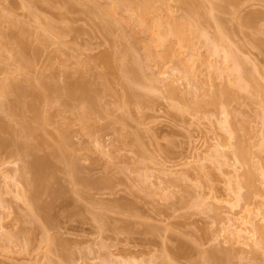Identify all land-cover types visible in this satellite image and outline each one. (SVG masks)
I'll use <instances>...</instances> for the list:
<instances>
[{
  "label": "rangeland",
  "instance_id": "374dc122",
  "mask_svg": "<svg viewBox=\"0 0 264 264\" xmlns=\"http://www.w3.org/2000/svg\"><path fill=\"white\" fill-rule=\"evenodd\" d=\"M107 1L109 0H95L94 6L84 5L87 2L74 6L71 0H0L1 18L5 16L2 22L6 19L9 21L4 23L0 21V27L2 26L3 30H0V35L5 32L2 36L7 35L6 39H8L6 40L4 36L0 37V43H6H3L5 47L1 44L5 52L2 50L4 55L0 57H3L1 61L6 65L4 64L3 68V64L0 63L4 73L0 72V80L3 79L5 72H11L12 76L19 75L17 69H24L23 64L28 62L25 63L23 60L30 59L34 66L30 68L32 69L30 72L28 71L30 76H28L30 79L26 77L30 80L28 82L33 84L35 81L42 86V90L48 86L50 89L49 84H52L55 89V92H52L54 97L50 96L48 101L52 99L54 102L58 95L59 99L61 95L65 100L62 108L59 104L57 105V101L53 105V102L40 101L49 105H45V110L44 108L41 110H48L47 113L49 112L50 116L54 113L53 117L50 118L49 113L47 115L42 111L43 117L46 118L42 121L45 130L41 123L43 131L39 135L43 138L38 136L39 132L28 136L29 132L24 134V127L20 124L25 112L21 109L23 112L18 111L21 115L16 114L17 111L13 112L11 104L9 105L11 101L15 102L11 95L15 91L8 92L9 96L0 89V105L4 107L5 115L0 117L3 120L7 119L5 122L8 126L10 124L11 128V133L5 134L7 138L4 144H6L4 145L3 142L0 144V264H215L216 262L212 263L214 260L211 255H215V261L219 260L217 264H264V245L255 246L259 240V234H254L257 229L253 231L256 223L264 224V216H258L253 226L242 224L247 219L249 210L256 211L258 206H264V151H260L261 148H259L261 141L264 140V138L261 140L264 137V115H262L261 107L263 99L260 101V96L257 97L260 101H257L260 103L258 104L255 99L251 97L249 99L244 91L237 90V101L232 102L229 107L233 115L231 116L229 112L231 117H228L225 123L229 127L228 131L231 128L234 132V128H237L234 133L238 136H241L239 132L243 134V139H246L247 145H250L249 151L253 162L250 167L253 168L256 188H258V191L253 189L258 193H253L254 196H252L246 186H242V189L235 186L238 180L243 185L244 181L241 179L247 168L236 160L232 152L231 144L237 141L230 139L227 128L224 129L226 126L222 128L221 124L224 123L220 124V120L229 115H224L219 107L197 112L195 111L197 109L192 106L197 97L195 94L200 93L202 87L206 89L208 70L203 67L204 65L197 64L198 73L187 79L181 78L184 76L181 72L183 69L176 59L168 60L162 67H157L148 61L146 63L149 65L144 64L141 61L145 66L143 71L145 70L146 81L153 85V82H158L155 78L162 80L154 84L152 92L146 86L148 82L144 84L147 90L143 85L141 88L136 85L138 83L135 84L137 87L131 88L133 92L127 89L129 75L126 71L117 70L109 73L103 55L107 53L109 55L116 50L121 51L120 48H125V44L128 43L126 48L131 49L133 54L135 51L136 58L139 57L141 60L140 57L143 58L141 48L145 42L142 44L143 41H139L141 45L135 48L134 45L139 42L134 44V40L145 41L146 36L139 32L137 36L139 39L135 36L132 42L133 30L137 29V26L129 23L130 27L124 22L127 29L124 27L123 21L126 14L120 15L124 17L119 24L122 28L112 25L108 31L105 28L104 30L99 19L93 18L92 12L95 10V4L98 5L96 9L101 11V7L107 4ZM90 2L88 0V3ZM205 2L207 6H210V1ZM173 3L175 4V2L171 4ZM220 5L221 8H219ZM220 5L218 2L215 5L218 8L215 15L219 17L221 26L229 30L231 42L228 44V47L230 45L228 50L246 58L251 67L248 68V64L244 67L249 71L252 67V71L257 70L254 71L257 74L252 75L259 80L258 85L264 86V0H234L233 5L224 3ZM175 7L178 8V6ZM177 8H174L176 14L181 16L183 13L186 14V10L183 12L181 7ZM35 16L39 17V20ZM7 22L11 25L9 26ZM203 22L202 25H204ZM51 23L54 30L50 28ZM47 26L49 29L46 28ZM128 27L132 29L129 30L130 33L132 31L131 35L127 32ZM203 27L210 31L207 33L210 35L216 24L206 22ZM119 29H123L121 32L126 41L122 39L121 42ZM35 32H39L38 35L41 37L34 35ZM48 32H53L54 36L58 35L60 38L53 37ZM136 32L134 35H137ZM42 35L45 38L48 36L49 41L46 42ZM50 35H52L51 38ZM19 41L26 44L30 42L27 47L32 48H27L28 56H24L23 60L19 58V55L17 58L14 56L16 51L13 49ZM226 48L225 51H228ZM201 50L203 52V49H199L200 52ZM232 52L229 53L232 54ZM233 55L230 59L233 57L234 62L232 60L231 62L234 64L238 62L240 65V60L236 61ZM20 59L24 63H20ZM231 62L229 63L232 65ZM20 64L22 66L18 67ZM220 66L216 67L220 69ZM5 68L7 71L4 70ZM22 72L24 74V70ZM102 74L109 76L110 80ZM24 75H27L26 71ZM100 75L105 78L104 81ZM20 76L16 78L22 79V83L24 79L26 84V78L23 76L19 78ZM38 76L45 78L46 82L50 81V83L47 82L48 86H45L47 83L41 84L43 79L39 78L38 81V78L36 79ZM151 77H154V80ZM14 78H12L13 81ZM81 78L85 79L84 81L88 80L86 82L89 87H94L93 89L90 87L92 93L95 90V92L102 91L103 88L109 90V87H104L106 80L110 81L105 84L108 86L111 84L112 91H108L106 95L107 91L103 90L101 93L105 94L104 96L97 93L101 100L95 102L96 105L91 99L77 100L71 95L67 98V93L70 94L65 87L67 80L69 84ZM145 80L139 83L143 84ZM18 82L16 85H23L21 81ZM29 83H27L28 87H31ZM214 83L211 88L210 85L207 88L211 90L217 86L221 90V87L223 89L227 86L223 71ZM34 85L35 88L36 85ZM95 85L101 88L98 89ZM172 86L177 89L175 93L168 91ZM259 86H256L259 88L257 90H264V87L262 89ZM30 87L24 89L33 90ZM211 91L205 92L209 94ZM261 94L263 95L264 91ZM69 97L73 100H69ZM67 100H69L68 103ZM6 101L9 108L5 104ZM61 101L63 100L59 102ZM14 105L16 108V103L12 106ZM80 107L88 111L87 116L90 113L89 117H92V123L88 119L90 126V123L86 125V122L84 125L85 119L82 121L84 128L89 127H87L88 131L86 128L84 130L79 120L82 118L80 114V118L77 114ZM81 110L80 113L84 111ZM28 111L24 114L26 118L23 119L24 123L29 120L27 125L29 127L25 125L27 130L31 125L30 120L35 118L34 116L31 118L34 113L32 114L30 110V114ZM19 116L22 117L21 121ZM35 122H32V125L38 126L34 124ZM36 123L40 124L39 121ZM10 128L7 129L10 130ZM19 128L21 131L16 138L15 132H18ZM17 129L18 131H15ZM21 134L28 136H23L24 142L27 138L37 147L33 151H36L35 157L39 154V156H53L52 159L55 160L53 165H57L50 176L55 175L56 183H51L53 184L51 187L56 191L55 193L59 192V196L54 203H52L53 193L51 196L45 195L46 193L42 195L43 197L41 196L42 205L50 204V209L46 212L37 211L39 215H43V220L41 216H37L36 211L33 212L40 219L32 218V211L25 200L26 196L33 191L34 185L31 184L32 186L29 187L30 185L25 183L27 178L28 182L31 181L28 165L31 163L32 155H27L28 152L24 149V152L15 149L19 146L14 148L15 141ZM11 138L15 143L11 141ZM22 139L20 140L23 142ZM20 140L18 139V143L21 142ZM262 145L264 146V142ZM233 147L235 148V145ZM74 158L76 165L75 162L71 164ZM25 163L28 165L26 166ZM66 163L69 164L70 171L72 169V172H69L71 175L66 173L68 172ZM22 167L25 179L21 178ZM84 180H90V182L93 180V183L91 182L93 185L87 186V181ZM235 187L237 192L241 191L242 199L238 198V194V197L236 196ZM29 189H31L30 193H28ZM21 191L27 192L25 198ZM248 193L251 196H247ZM45 214L49 219L51 218L50 222L46 221L48 219H45ZM233 223L243 229L241 237L228 231V226Z\"/></svg>",
  "mask_w": 264,
  "mask_h": 264
},
{
  "label": "bare ground",
  "instance_id": "6f19581e",
  "mask_svg": "<svg viewBox=\"0 0 264 264\" xmlns=\"http://www.w3.org/2000/svg\"><path fill=\"white\" fill-rule=\"evenodd\" d=\"M94 1L95 0H91V2H90V0H89V2L91 3H88V0H71V3L75 6V5H78L79 3L80 4H84V3H86V4H84V5H90V6H94ZM110 1V0H109ZM107 1V4H105L103 7H101L102 8V10L101 11H99L98 9H96V7L98 6V5H96L95 4V10H93V18H96V19H99V21H100V25H101V27H103V29L105 28L107 31L110 29L109 27L110 26H117V27H119V28H122V25H120L119 26V24H120V22H122V19L124 18L123 17V15L124 14H126V16H128L127 18H126V16H125V21H123V23L124 22H126V25H128V26H130L131 27V25H129V23L130 24H134L135 26H137V29H135V30H133V34H132V37H133V39H131L132 40V42H133V40H134V38H135V36L137 37L140 33H143L145 36H146V40L144 41V40H138V41H135L134 40V44H135V42H139V41H143L142 42V44L144 43V45H142L143 47L141 48V49H143V58L142 57H140V59L141 60H139V57H137L136 58V55H135V49H133V51H134V54H133V52H132V50L131 49H129V48H126V45L128 44H125V48L123 47V48H120V50L121 51H118V50H116V51H114L113 53H111V54H109L108 55V53H107V55L106 54H104L103 56H104V59H103V56H102V59L103 60H105L104 62L106 63V65H107V70L109 71V73H112V72H116L117 70H121V71H126L127 73H128V75H129V80H127V81H129V82H127V85H126V88L127 89H129V90H131V92H133V90L132 89H134L135 87H137V86H135V84L136 83H138V84H136V85H138V86H140V88H141V85H143V87L145 88L146 86H147V88H148V90H150V92H152L151 90L154 88V84L155 83H158L160 80H159V78H155V80L156 79H158V82L156 81V82H153V85H151L148 81H146L147 80V77H146V80L144 79V72H145V70L143 71V68L145 69V66H143L145 63H146V61H148V62H151V63H153L155 66H157V67H162V66H164L166 63H167V61L168 60H170V59H176V61L178 62V64H180V67L183 69L181 72H183L182 73V75H184V76H182L181 78H187L188 79V77H191V76H195L197 73H198V71H199V67L197 66V64L199 65V66H203V67H205V69L206 70H208L207 72H206V79H207V81H205V83H207V85H205L206 86V89L204 88V87H202V89H204V90H200L201 92L200 93H196L195 94V97H196V100H194L193 101V105L192 106H194V109L196 108L197 110H195V111H197L198 112V110L199 111H202L203 109H210V108H215V107H219L220 108V110L222 111V113L225 115H229V112H230V115L233 113V112H231V110H230V105H231V103L232 102H235V101H237L236 100V91L237 90H241V91H244V93L245 94H247L246 96L247 97H249V99H255V101H256V103H258V102H260L262 99V104L264 105V98H262L263 96H264V94L262 95L261 93H262V91H264V90H262V91H260V90H257V89H259L258 87H256V86H261V84H259L258 85V81L259 80H256L254 77V75L255 74H257V73H255L257 70H254V71H252V68L250 69V71H249V69H246L245 67H246V64H248L249 66H248V68L249 67H251V65H250V63H248L247 61H246V58L244 59V58H242L243 56H241V54H239L238 53V55H237V53L236 52H232V50L231 51H229L230 50V45H229V47H228V44L231 42V40H230V34H229V30H227L226 28H224V26L222 25L221 26V21H220V19H219V17L217 16V15H215V13H216V9H218V8H216L217 6H215L216 4H217V2H218V4L220 5V4H222V3H224V4H227V5H233V3H234V0H222L223 2H221V0L219 1V0H207L208 2H209V4H210V6H207L208 4L205 2L206 0H204V2L202 1L201 2V0H112V1ZM215 1H216V3H215ZM24 2V1H23ZM93 2V3H92ZM109 2V3H108ZM172 2H175V6H178V8L179 7H181L180 9L183 11V12H185V10H186V14H184L183 12V15L181 16L180 14H176V12L174 11L175 9L174 8H177V7H173V4H171ZM220 2V3H219ZM204 3V4H203ZM215 3V4H214ZM93 4V5H92ZM102 4V3H101ZM177 4V5H176ZM27 6V5H26ZM98 8V7H97ZM101 8H99V9H101ZM177 8V9H178ZM219 8H221V5H220V7ZM90 9V8H89ZM184 9V10H183ZM94 11H96V12H94ZM126 12H128V13H126ZM32 13V12H31ZM175 13V14H174ZM121 14H123L122 16H120ZM128 14V15H127ZM1 15L2 14H0V21L2 22V20L3 19H5L4 17H2L1 18ZM177 15V16H176ZM180 15V16H179ZM95 16V17H94ZM36 17V16H35ZM121 17V18H120ZM34 19V18H33ZM36 19H38L39 20V17L37 18L36 17ZM41 19V18H40ZM6 21H8L7 19H6ZM6 21H4V22H6ZM42 21V20H41ZM206 21V22H208L209 24L210 23H212V22H214V24H216V27H214V29H213V33L212 34H210V35H208L207 33H208V31H207V29H204V27L203 26H205V23L204 22ZM0 22V23H1ZM4 22H2V23H4ZM9 22V21H8ZM7 22V23H8ZM128 22V23H127ZM202 22H203V24L204 25H202ZM41 23V22H40ZM50 23V22H49ZM118 23V24H117ZM123 23H121V24H123ZM9 24V23H8ZM48 24V23H47ZM46 24V25H47ZM2 25V24H1ZM11 24H9V26H10ZM45 25V26H46ZM124 25V27L126 28V26H125V23L123 24ZM48 26H49V24H48ZM46 27V28H48L49 29V27ZM2 27V26H1ZM0 27V28H1ZM12 27V26H11ZM130 27H128L129 29H128V31L127 32H129L130 33V31L129 30H132V29H130ZM8 28V27H7ZM50 28L51 29H53L54 30V27H52V23H51V26H50ZM9 29H11L10 27H9ZM38 29V28H37ZM51 29H50V31H51ZM104 29V30H105ZM124 29V28H123ZM123 29H119V31H118V34H120L119 35V38H121L120 40H121V42L123 41L122 39H125V41H126V38H125V36H124V38H123V32H121V30H123ZM127 29V28H126ZM226 29V30H225ZM0 30H2V28L0 29ZM138 30V32H136ZM207 32H206V31ZM3 31V30H2ZM39 31V30H38ZM49 31V30H48ZM125 31V32H126ZM1 32V31H0ZM40 32V31H39ZM39 32H35V34L34 35H38V33ZM43 32H44V30H43ZM47 32V31H46ZM135 32H136V34L137 35H134L135 34ZM140 32V33H139ZM210 32V31H209ZM5 33V32H4ZM4 33H1V35H0V37L2 36V34H4ZM32 33H33V31H32ZM42 33V32H41ZM40 33V34H41ZM49 33V32H48ZM131 33H132V31H131ZM131 33H130V35H131ZM139 33V34H138ZM49 34H52L53 35V32H50ZM123 34V35H122ZM32 35V34H31ZM34 35H32V36H34ZM46 35V34H45ZM52 35H50L49 37L51 38V36ZM4 36V38L6 39V36L5 35H3ZM3 36L1 37V38H3ZM14 36V35H13ZM36 36H35V39H36ZM38 36H40V35H38ZM55 36H57L56 38H60V36H58V35H55ZM54 35H53V37H55ZM127 36H129V35H127ZM41 37V36H40ZM42 37L43 38H45V36L44 35H42ZM48 36H46V42H47V40H48V38H47ZM1 38H0V42H1ZM12 38V37H11ZM14 38V37H13ZM34 38V37H33ZM39 38V37H38ZM37 38V39H38ZM55 38V39H56ZM138 39H139V37H137ZM15 39V38H14ZM42 39V38H41ZM41 39H39V40H41ZM6 40H8V39H6ZM29 40V39H28ZM43 40V39H42ZM41 40V41H42ZM51 40V39H50ZM40 41V42H41ZM49 41V40H48ZM56 41V40H55ZM28 42V41H27ZM45 42V40L43 41V43ZM4 44H6L5 42H3ZM3 43H0V55H4L3 54V52H5V49H2V48H4L5 46L3 45ZM30 43V42H29ZM29 43H27V44H29ZM130 43V42H129ZM4 46V47H2V45ZM27 44L26 43H24L23 41H19L18 43H17V45H16V48L13 46V45H15V43L12 45V47H14L15 49H13V50H15L16 52H14V56H15V58H17L18 57V55H19V58H22V60H23V58H24V56H28V53H27V51H28V47H27ZM132 44V43H131ZM141 45V42H139V43H137V44H135L134 46H135V48H138V45ZM198 44V45H197ZM30 45V44H29ZM129 45V44H128ZM200 46V47H199ZM129 47V46H128ZM226 47H228V48H226ZM225 48H226V50H228L229 52H232V54L231 53H229L228 51H225ZM11 49V48H10ZM29 49H32L31 47H29ZM198 49V50H197ZM199 49H203V52H202V50H201V52L199 51ZM2 50H4L3 52H2ZM137 50V49H136ZM38 51V50H37ZM142 51V50H141ZM199 51V52H198ZM36 53V52H35ZM138 53H139V50H138ZM137 52H136V54H138ZM27 54V55H26ZM37 54V53H36ZM233 55V56H235L236 58V61L237 60H240V65L238 64V62H235V64L234 63H232V62H234L233 61V57L230 59V57H231V55ZM237 56H236V55ZM17 55V56H16ZM32 55V54H31ZM0 57V63L1 64H3L2 65V67L4 66L5 67V63L3 62V61H1V60H3V59H1V58H3V57ZM31 58V57H30ZM26 59V58H25ZM230 59V60H229ZM241 59H242V64H241ZM21 59H20V63H22L23 61L26 63L27 61V63L24 65L23 64V66H22V64H20L18 67H24V69L23 68H18L17 70V72H19V75H15V76H12L11 75V72H5V75H4V77H3V79H1L0 80V82L2 81V83H0V89H1V91L2 92H4V93H7V94H9L8 92H10V91H15L14 93H16V94H11L12 96H13V98H14V100H15V102L13 101H11V103H9V105L11 104V110H13V112H14V110H15V113H16V111H17V113L16 114H18L19 112L18 111H20V112H25V113H27V111H28V109H29V111H28V113H30L31 111H32V116H31V118L34 116L35 118L33 119H31L30 120V123H31V125L33 124L32 122H38L39 121V123L40 124H37L36 122L34 123V124H36V125H38L39 127H41L40 125H41V123L43 124L44 122H42V121H44V120H46V118L45 117H43V113H45L46 112V114L48 115V113H47V111L48 110H46V111H44L45 110V105H47V104H45V103H41L42 101L43 102H46V101H48L51 97H54L53 96V93L55 92V89H54V87H52V84H49V85H51L50 86V89H49V86H48V83H50V81H45V78L43 79V78H41V77H36V79L38 78V81H39V78H41V80L43 79L45 82H43V80L41 81V82H39V83H41V84H45V83H47L45 86H48V87H46V89H44V90H46V91H49V90H51V91H49V92H46V91H44V90H42V86H40L38 83H35V81H33L34 83H35V85L36 84H38V85H36V87L35 88H38V89H36L35 90V88L33 87V85H34V83L33 84H30L28 81H30V80H28L27 78H29L30 76H29V72H30V70H32V69H30V68H33V66L34 65H32L33 63H31L30 62V59L28 60H23L22 61ZM216 60H217V62H216ZM231 60H232V62H231ZM144 62V64L142 63V62ZM231 62L232 63V65L229 63V62ZM246 63H245V62ZM3 62V63H2ZM23 62V63H24ZM30 62V63H29ZM220 63H222L221 64V66H222V68H221V66H220ZM229 63V64H228ZM243 63H245V65H243ZM5 64V65H4ZM31 64V65H30ZM122 64V65H121ZM143 64V65H142ZM146 64H148V63H146ZM217 64H219V65H217ZM27 65V66H26ZM149 65V64H148ZM232 67H231V66ZM242 65V66H241ZM32 66V67H31ZM216 66H220V69H218ZM234 66V67H233ZM236 66V67H235ZM245 66V67H244ZM253 66V65H252ZM1 67V66H0ZM3 67V68H4ZM83 67V66H82ZM147 67V66H146ZM240 67V68H239ZM243 67V68H242ZM3 68L0 70V72H2L3 73ZM6 68H7V66H6ZM6 68L4 69L5 71H7L6 70ZM83 68H85V66L83 67ZM246 69V71H245V69ZM9 69V68H8ZM21 69H23L24 70V74H25V71H26V76L23 74V70L20 72V70ZM27 69V70H26ZM75 70V69H74ZM86 70V69H85ZM205 70V71H206ZM235 70H236V72H235ZM244 70V71H243ZM29 71V72H28ZM77 71H78V69H77ZM77 71H76V73H77ZM108 71H104V72H108ZM221 71H223L224 72V77H225V80H226V82H227V86L225 87V88H223L222 89V87H221V90H220V87H217V86H215L216 88H217V90H215L216 88L215 87H213L211 90L209 89V88H207V87H209V85H210V88H211V86H213L212 84H215L214 82L218 79V78H220V73H221ZM248 71V72H247ZM251 71L253 72V73H251ZM103 72V73H104ZM235 72V73H234ZM8 73V74H7ZM13 73V72H12ZM89 73H91V72H89ZM109 73H105L106 75H109ZM232 73H234V74H236V76H234V77H231V76H233L234 74H232ZM258 73H259V71H258ZM4 74V73H3ZM10 74V75H9ZM20 74H23V75H21L20 76ZM72 74V73H71ZM70 74V75H71ZM99 74V73H98ZM252 74H254V75H252ZM69 75V76H70ZM82 75V74H81ZM85 75V77H86V74H84ZM88 75V74H87ZM95 75V74H94ZM103 75V74H102ZM102 75H100L101 77L100 78H103V81H104V79L107 77V80H110L109 79V76H106V75H103L104 77H102ZM6 76H8L7 78H8V80L6 79ZM10 76V77H9ZM18 76H20L19 78H22V76H23V78H26L25 79V82H26V84L24 83V79H23V83H22V79H17L16 77H18ZM29 76V77H28ZM68 76V75H67ZM15 77V78H14ZM73 76H71V78H72ZM89 77V76H88ZM256 77H257V75H256ZM12 78H14V81L12 80ZM70 78V77H69ZM78 78V77H77ZM91 78V77H90ZM128 78V77H127ZM152 78V80H154L153 78L154 77H151ZM258 78H259V76H258ZM15 79H16V81H15ZM30 79V78H29ZM35 79V80H36ZM47 79V78H46ZM149 79V78H148ZM4 80V81H3ZM48 80V79H47ZM66 80V79H65ZM72 80H74V79H72ZM80 80H82V78L80 79ZM80 80H76V82H75V80H74V83L72 82V83H69L68 84V81L69 80H67V86L65 85V87H67V90L69 91V93L70 94H68L67 92V95H66V97L67 96H70L71 95V97H73V98H76L77 100H80V99H91L92 101H94L93 103L96 105V103L95 102H98L99 101V99L101 98H99L98 96H97V93L99 94H102L103 92V90H104V92H106V95H107V93H108V91H112V89H111V84H109V86L108 85H106V84H108V83H106V82H109L110 83V81H107L106 80V82H104V87H109L110 89L109 90H105V88H103V90L102 91H99V92H95V91H93L94 93H92V90H91V88L93 89L94 87H89L87 84V82H88V80H86V81H84V80H82V81H80ZM94 80V79H93ZM145 80V82L143 83V84H140L139 82L140 81H144ZM18 81H21V83L24 85V86H27L26 88H29L28 87V84L27 83H29V85H31V87L30 88H33V90H25L26 88L23 86V85H16V84H20V82H18ZM32 81V80H31ZM80 81V82H79ZM162 81V80H161ZM160 81V82H161ZM13 82L15 83V84H13ZM18 82V83H17ZM36 82H37V80H36ZM96 82H97V80H96ZM147 82H148V85H146L147 84ZM51 83H52V81H51ZM106 83V84H105ZM256 83V84H255ZM43 84V85H44ZM65 84V83H64ZM98 84V83H97ZM101 84H103V82L101 83ZM132 84V85H131ZM140 84V85H139ZM146 86H145V85ZM255 84V85H254ZM34 85V86H35ZM19 88H18V87ZM37 86H40L41 87V89H39L40 87H37ZM44 86V87H45ZM98 86V85H97ZM99 86H101V85H99ZM132 86V87H131ZM135 86V87H134ZM153 86V87H152ZM157 86V85H156ZM259 86V87H260ZM17 87V88H16ZM21 87H23V88H21ZM90 88V90H89V88ZM95 87H96V85H95ZM134 87V88H133ZM143 87H142V89H143ZM262 87H264L263 85L261 86V88ZM25 88V89H24ZM51 88H53V89H51ZM62 88V87H61ZM96 88H98V87H96ZM101 88V87H100ZM100 88H98V89H100ZM132 88V89H131ZM147 88H145L146 90H147ZM215 88V89H214ZM64 89V88H63ZM145 89H143L144 91H145ZM155 89H156V87H155ZM215 91H214V90ZM263 89V88H262ZM175 90H177L176 89V87H174V86H172V87H170L169 89H168V91L171 93H175ZM91 91V92H90ZM98 91V90H97ZM206 91H211L209 94L207 93L206 94V92H205V94H204V92ZM218 93H217V92ZM51 92V93H50ZM53 92V93H52ZM102 92V93H101ZM147 92V91H146ZM154 92H155V90H154ZM214 92L216 93V94H214ZM12 93V92H11ZM96 93V94H95ZM203 93V94H202ZM52 94V95H51ZM58 94H59V92H58ZM48 95V96H47ZM103 95V94H102ZM105 95V94H104ZM103 95V96H104ZM204 95V96H203ZM219 95V96H218ZM8 95H6V97H7ZM9 96H10V94H9ZM51 96V97H50ZM59 96V95H58ZM58 96H56L55 98H57L59 101L60 100H63V101H61V102H63L62 104H60L61 102H59L57 99H55L54 100V102H53V100L51 99V101H48V103L49 102H53L52 103V105L55 103H57V105L59 104L60 105V107L62 106L63 107V104L65 103V100H64V96H61L60 95V99H59V97ZM200 96H203L202 98L200 97ZM255 96H256V98H255ZM260 96V97H259ZM5 97V96H4ZM15 97H17V98H15ZM63 97V98H62ZM251 97V98H250ZM257 97H259V98H261L260 99V101L258 100V98ZM8 98V97H7ZM49 98V99H48ZM68 98V97H67ZM73 98H70L69 97V100L71 99V100H73ZM97 98H98V100H97ZM103 98V97H102ZM197 98L199 99V100H197ZM6 100V99H5ZM13 100V99H12ZM17 100V101H16ZM69 100H67V103H68V101ZM75 100V99H74ZM101 100V99H100ZM9 101V100H8ZM41 101V102H40ZM57 101V102H56ZM258 101V102H257ZM80 103H81V101H79ZM100 102V101H99ZM13 103L15 104L16 103V108H15V105H14V107L12 106L13 105ZM38 103H41V104H38ZM5 104H7V107H8V103H7V101H6V103ZM42 104H44V105H42ZM258 104H260V103H258ZM261 104V107H262V115H264L263 113H264V110H263V108H264V106ZM42 105V106H41ZM51 105V104H50ZM3 106V105H2ZM18 106V107H17ZM19 106H20V108H19ZM47 106H49V105H47ZM55 106V105H54ZM69 106V105H68ZM67 106V107H68ZM81 106V105H80ZM90 106H91V104H90ZM10 107V106H9ZM8 107V108H9ZM22 107H24V108H22ZM59 107V106H58ZM61 107V108H62ZM0 108L3 110V108L1 107V105H0ZM14 108V109H13ZM44 108V110H41V109H43ZM66 108V107H65ZM64 108V109H65ZM76 108V107H75ZM75 108H74V110H75ZM81 109H82V107H80ZM79 108V110H78V116H79V114L81 115V117L82 118H80V116H79V120L81 121V125H82V127H83V122H84V125H85V122H86V125H87V123H88V119L89 120H91V123H92V117L90 118L89 117V115H90V113H89V115L87 116V114H88V111L87 110H84V109H82V110H84V111H82L81 109ZM83 108H85V107H83ZM0 109V112L2 113H0V116H2V117H5V115H4V110L2 111ZM17 109V110H16ZM21 109L23 110V111H21ZM93 109V108H92ZM228 109L230 110V111H228ZM9 110V109H8ZM11 110H9V111H11ZM27 110V111H26ZM31 110V111H30ZM59 110V109H58ZM80 110L82 111L81 113H80ZM42 111H44L43 113H42ZM56 111V110H55ZM94 111H95V109H94ZM204 111V110H203ZM74 112H76V111H74ZM97 112V111H96ZM9 113V112H8ZM15 113H13V115L15 114ZM24 113V114H25ZM61 113V112H60ZM12 114V113H11ZM15 114V115H16ZM23 114V113H22ZM23 114V115H24ZM31 114V113H30ZM54 114V113H53ZM52 113H51V116H50V113H49V115L48 116H50V118L51 117H53L52 115H53ZM95 114V113H94ZM4 115V116H3ZM19 115H21L20 113H19ZM22 115V117H23V119L24 118H26L25 117V115L23 116ZM84 117H83V116ZM87 117H86V116ZM224 116L222 119H223V121H222V119L220 120L221 122H220V124L221 123H224V124H221V126H223L222 128H224L225 126V128L224 129H226L227 128V132L229 133V138L230 139H234L235 140V142L237 141V143H233V144H231V145H235V148L232 146V148H233V154L235 155V158H236V160L238 161V162H241L247 169H246V171H245V173H244V176H243V179H241L242 181H244L243 182V185H241L242 184V182L241 183H239L240 182V180H238V181H236L235 183L237 184H235V186H239V187H237L238 189H242L243 187L242 186H246L247 187V190H248V192L252 195V196H254L253 195V193L254 194H257L255 191H258V188H256L257 187V183H256V177H255V174H253L254 173V171H252L253 170V168L252 167H250V166H252V164H253V162H252V160H251V152L249 151V147H250V145H247L248 143H247V141H245L246 139H243L244 137H243V134H241L240 132H239V134L241 135V136H238V135H236V133H234L235 132V129H237V128H234V132L232 131V129L230 128V130H231V132H230V130L228 131V129H229V127H228V125H225V123H227V118L229 117H231V116ZM46 116V115H45ZM77 116V117H78ZM91 116V115H90ZM92 116H94L93 114H92ZM2 117H0V144L3 142V144H4V142L6 141L5 139L7 138V137H5L7 134L6 133H8V135L11 133L10 131H11V128H10V124H9V126L6 124V120L7 119H5L4 118V120H3V118ZM14 117V116H13ZM21 116H19V121H21V119H22V117L20 118ZM87 119H86V118ZM226 117V118H225ZM263 117V116H262ZM228 118V119H229ZM264 118V117H263ZM22 119V123H20V124H22V127H24V130H25V132H24V134L25 133H27V132H29V134H28V136H33V135H35V134H37L38 132V136H41V135H39L40 133H42V131H43V129H42V127L41 128H39L38 126H35V125H30V128H28L29 130H27V128H25V125H26V127H29V126H27L28 124H29V120L28 121H25L26 123H24V120ZM36 119V120H35ZM86 120V121H83V120ZM33 120V121H32ZM35 120V121H34ZM51 120V119H50ZM6 121V122H5ZM83 121V122H82ZM5 122V123H4ZM94 122H95V120H94ZM89 123H90V121H89ZM88 123V124H89ZM91 123L89 124V126L91 125ZM23 124H24V126H23ZM7 125V126H6ZM47 125V124H46ZM21 126V125H20ZM43 128H44V130H45V125L43 124ZM95 126V125H94ZM10 128V130L9 129H7V128ZM36 127V128H35ZM81 127V126H80ZM88 126H86L85 128H86V131H88L87 129L89 128H87ZM21 128V127H20ZM20 128H19V131H18V129L17 130H15V131H18V132H15V137L17 138V135H19L20 133ZM40 129V131H39V129ZM84 128V127H83ZM82 128V129H83ZM85 128H84V130H85ZM104 128V127H103ZM233 128V127H232ZM9 130V131H8ZM94 130V129H93ZM96 130V129H95ZM100 130V129H99ZM238 131V130H237ZM236 131V132H237ZM10 132V133H9ZM45 132V131H44ZM85 132V131H84ZM17 133V134H16ZM23 133V132H22ZM86 133V132H85ZM96 133V132H95ZM6 134V135H5ZM24 134H21L19 137H21V138H23L22 140H23V142L20 140L21 138H19L18 137V139L21 141H19L20 143H18V139H17V141H13V139L11 140L12 142H14L15 143V145H14V148L15 147H17V146H19L18 148H15V149H19V151H22V152H24L25 150L28 152V154L27 155H32V160H30V162H28V164L30 163V165H28V169H29V171H28V173L29 174H31V176H30V179H31V181L30 182H28L27 180H28V178L27 179H25L26 177L24 176V168H26V167H22L23 169V171H22V174H23V176H21V178H24L25 180H26V184L27 185H30L29 187H31L32 185L31 184H33L34 185V189H33V191L31 192V189H29L30 191H28V193H30L31 192V194L29 195H27L26 196V198H25V194H27V192L26 191H21L23 194V196H24V198H25V200H27V204L30 206L29 208L31 209V211H32V218H38L37 216H41V214L39 215V213H41V211H43V212H46L48 209H50V204L49 205H42L41 203L42 202H40V201H42V200H40L43 196L42 195H44L45 193V195H50L51 196V193H53L52 194V200H53V202H52V200H51V202L52 203H54V201H56L55 199H57V197L59 196V192H57V193H55L56 191L53 189L52 190V185L54 184V183H56V178L54 177L55 175H51L50 176V174H51V172H52V174H53V171H54V169L53 168H55V166H57V165H53L54 163V161L55 160H53L52 159V157H50V156H34V155H37V154H34V153H36V151L35 152H33L34 151V149H36L37 147L35 146V145H32L31 144V142L30 141H28V139L26 138V142H24L25 140H24V137L23 136H27V134L26 135H24ZM44 134V133H43ZM92 134V133H91ZM27 136V137H28ZM15 137H14V139H15ZM42 138H43V136H41ZM263 138L264 137H262V139L261 140H263ZM63 139V138H62ZM91 139H92V136H91ZM8 140V139H7ZM96 142H98L97 140H96ZM263 142H264V140H263ZM263 142L261 141V143H260V147L259 148H261L260 149V151H264L263 150V148H264V146L262 145L263 144ZM18 143V144H17ZM99 143V142H98ZM6 144V143H5ZM4 144V145H5ZM262 145V146H261ZM3 146V145H2ZM94 146H96L95 144H94ZM22 148V149H21ZM23 149H24V151H23ZM39 150V149H38ZM16 151V150H15ZM25 151V152H26ZM32 152V153H31ZM39 152V151H38ZM264 153V152H263ZM26 154V153H25ZM45 154V153H44ZM52 154V153H51ZM51 154H49V155H51ZM54 154H55V152H54ZM58 153L56 152V155H57ZM48 155V154H47ZM55 155V156H56ZM54 156V158L56 159V157ZM60 157V156H59ZM50 158V159H49ZM58 158V157H57ZM53 161H52V160ZM61 159V158H60ZM52 162H51V161ZM65 160V159H64ZM72 160V159H71ZM76 161V159L74 158V161H72L71 162V164H73V162H75ZM61 162H64V161H62L61 160ZM66 162H67V160H66ZM252 163V164H251ZM25 165H26V163H25ZM26 165V166H27ZM66 165L68 166L69 164H67L66 163ZM75 165H76V162H75ZM66 166V167H67ZM72 166V165H71ZM68 169V172L66 171V170H64V171H66V173H71L72 172V169H71V171H70V166H68L67 167ZM252 168V169H251ZM28 169H26V171L28 170ZM53 169V170H52ZM52 170V171H51ZM30 171H31V173H30ZM65 173V174H66ZM69 173V174H70ZM21 174V175H22ZM28 174V175H29ZM71 175V174H70ZM72 175H73V173H72ZM53 177V178H52ZM70 177V176H69ZM75 178V177H74ZM255 178V179H254ZM51 179H53V180H51ZM73 179V178H72ZM84 181H87V186L88 185H93L91 182H90V180L88 181V180H84ZM29 184H28V183ZM74 183H75V181H73ZM51 183H53V184H51ZM86 184V183H85ZM234 188V187H233ZM249 189L251 190V191H249ZM255 191H254V190ZM252 190H253V192H252ZM75 191H76V189H75ZM234 191H236L237 192V190H236V187H235V189H234ZM239 191V190H238ZM235 192V193H236ZM252 192V193H251ZM240 193H241V191H240ZM239 192H237L236 193V196H237V194H238V198H241V194H240ZM247 194V196L249 195V196H251L250 194ZM21 194V193H20ZM42 196V197H41ZM245 196V195H244ZM237 197H236V200H237ZM247 198V197H246ZM245 198V199H246ZM242 199V198H241ZM244 199V198H243ZM50 202V201H49ZM236 202H239V201H236ZM45 203V202H44ZM51 203V204H52ZM47 204H48V202H47ZM27 205V206H28ZM45 206V207H44ZM52 206V205H51ZM262 205H260V206H258L257 208V210L256 211H253V210H249L248 211V217H247V219L245 220V221H243L242 222V224H250V225H252L253 226V224H255L256 222H255V219L258 217V216H261V215H263L264 216V209H262V207L264 208V206H262ZM47 207V208H46ZM53 207V206H52ZM51 207V208H52ZM261 207V208H260ZM46 208V209H45ZM45 209V210H44ZM40 210V211H39ZM36 211V213H38L37 211H39V213H38V215L36 216L35 214L36 213H34V212ZM48 213V212H47ZM31 214V213H30ZM42 214H44V213H42ZM35 215V216H34ZM43 216V215H42ZM42 216H41V218H42ZM48 215L47 214H45V219H48V220H46V221H49L50 219L47 217ZM262 216V217H263ZM44 218V217H43ZM43 218H42V220H43ZM38 219H40V217L38 218ZM262 220H263V218H262ZM45 221V222H46ZM264 221V220H263ZM50 222V221H49ZM255 222V223H254ZM256 225L258 226V227H256ZM236 223H233V224H230V226H228V228H229V232H231V234H233V235H235V236H237V237H241V233H242V231H243V229L242 228H240V226L239 225H237L236 227ZM262 226H264V224H261V225H258L257 223L253 226V228H255L253 231L255 232V230H256V232L254 233V234H256L257 233V235L259 236L258 238H259V240H258V238H257V243L255 244V246H259L260 247V245H264V227H262ZM262 227V228H261ZM49 240H51L50 238H49ZM57 241V240H56ZM256 242V241H255ZM254 242V243H255ZM211 254H214V253H211ZM210 254V255H211ZM208 258H214L215 257V255L213 256V255H211L212 257H210V256H208V255H206ZM212 258V260H214V261H212V263H215V264H217V262H219V260L218 261H215L216 259L214 258L213 259Z\"/></svg>",
  "mask_w": 264,
  "mask_h": 264
}]
</instances>
